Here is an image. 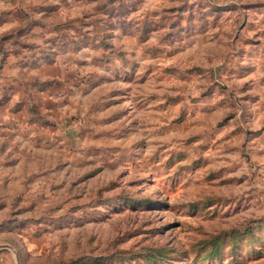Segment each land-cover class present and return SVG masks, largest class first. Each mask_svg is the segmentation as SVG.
<instances>
[{
    "label": "rangeland",
    "instance_id": "374dc122",
    "mask_svg": "<svg viewBox=\"0 0 264 264\" xmlns=\"http://www.w3.org/2000/svg\"><path fill=\"white\" fill-rule=\"evenodd\" d=\"M58 53L83 87L63 145L0 146V264H264V0H0L1 105Z\"/></svg>",
    "mask_w": 264,
    "mask_h": 264
},
{
    "label": "crops",
    "instance_id": "0c3cea01",
    "mask_svg": "<svg viewBox=\"0 0 264 264\" xmlns=\"http://www.w3.org/2000/svg\"><path fill=\"white\" fill-rule=\"evenodd\" d=\"M20 59L7 68L18 85L11 86L13 90L8 104H0V146L9 148L16 142L32 143L35 147L63 145L71 117V113L66 111L65 97L72 88L82 89L83 86L78 89L77 85L81 84L86 56L83 53H58L53 59L45 58L46 61L42 57L41 63H36L38 60L26 61L25 56ZM31 81L32 85H26ZM26 98L38 103L37 117L29 119L24 112L26 106L22 102ZM4 166L0 157V186L5 185L3 189H6L13 171Z\"/></svg>",
    "mask_w": 264,
    "mask_h": 264
},
{
    "label": "trees",
    "instance_id": "16d2710c",
    "mask_svg": "<svg viewBox=\"0 0 264 264\" xmlns=\"http://www.w3.org/2000/svg\"><path fill=\"white\" fill-rule=\"evenodd\" d=\"M37 111V110H36ZM153 256V255H152ZM153 257H155V258H157L156 256H153Z\"/></svg>",
    "mask_w": 264,
    "mask_h": 264
}]
</instances>
